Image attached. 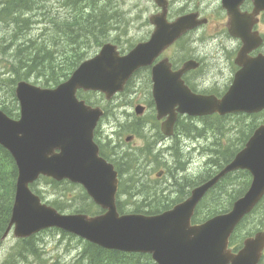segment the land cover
Returning a JSON list of instances; mask_svg holds the SVG:
<instances>
[{
  "label": "water",
  "instance_id": "95a60500",
  "mask_svg": "<svg viewBox=\"0 0 264 264\" xmlns=\"http://www.w3.org/2000/svg\"><path fill=\"white\" fill-rule=\"evenodd\" d=\"M162 11L151 17L155 30L147 43L121 55L117 46L105 44L93 58L84 61L69 80L49 89L20 81L16 98L19 119L0 109V145L13 157L18 176L12 215L3 236L13 231L17 239H28L43 231L58 229L107 250L126 254H149L156 264H257L264 250V232L245 241L237 255L229 249L236 227L264 199V125L218 174L192 191L173 209L155 216L121 215L117 208L119 174L113 164L100 156L94 141L95 130L104 116L101 107H92L78 97L84 92H100L108 101L124 91L133 74L152 65L183 35L207 23L197 15L168 21V0H154ZM258 11L264 9L255 0ZM229 9L228 0L223 2ZM195 61L178 71L165 58L153 67V95L161 129L172 136L179 115L202 117L264 111V60L244 64L236 81L222 98L192 93L182 80L187 71L197 69ZM144 108L136 107L142 115ZM128 141L131 138H127ZM246 170L252 176L248 192L232 210L198 225L192 224L198 204L230 173ZM41 177L81 185L104 213L61 214L43 203L31 185Z\"/></svg>",
  "mask_w": 264,
  "mask_h": 264
},
{
  "label": "trees",
  "instance_id": "16d2710c",
  "mask_svg": "<svg viewBox=\"0 0 264 264\" xmlns=\"http://www.w3.org/2000/svg\"><path fill=\"white\" fill-rule=\"evenodd\" d=\"M54 1H56L59 8L57 18L53 16L52 11V3ZM112 9V0H0V25L12 27L2 37L0 36L1 39L8 42L6 47L11 51L15 60L10 74L12 77L16 76L17 79L12 82L15 84L20 80H25L29 75H36L37 79H42L41 83H43V86L56 87L63 81L68 80L79 65L90 57L89 53L92 47L100 48L110 40V32L114 29L112 22L117 19V13H113ZM27 16L30 17L27 18ZM37 16H40L41 19H38ZM39 24H42L44 28V31L41 30L42 34L37 36L28 35L29 31ZM24 35L28 36L23 39ZM92 94L94 93L86 94V96ZM86 96L79 95L82 99H85ZM85 100L88 104L97 106L92 101ZM0 108L8 116L19 118L17 105L9 108L6 104L0 103ZM222 120H225V118H218L214 122L209 121V124L200 129V136L205 137L206 133L204 130L207 128H210V130L214 128L216 131V126ZM243 120L240 119L238 122L242 123ZM251 122L254 123L249 132H240L244 134V138L240 139L241 146H237L233 142L227 145L224 144V141L222 144L219 141H215V146L204 149L209 153L207 164L210 166L199 180L192 182L193 187L211 177L216 172V169H220L229 163L237 152L244 147L247 140L260 124L256 120H251ZM177 130H182L183 135L194 134L196 132L194 125L188 126L186 123L182 124V120L178 123ZM100 145L102 156L113 162L120 174L121 183L118 210L121 214L126 213L127 208L121 205L120 197L127 194L132 198L139 194L137 189H140L142 186L138 180L133 183L132 191V182L130 180V169L133 167L131 163L132 156L130 153L122 155L112 154L111 157H117V160L114 161L109 156L112 151L108 148V145ZM175 156L179 161L180 153L178 149L175 150ZM17 174V167L12 156L0 146V246L2 236L8 227L12 214ZM127 175L130 177H127L128 179L126 180ZM42 179L52 186L66 184L68 188H79L82 191L81 197L67 199V201H70L67 208L56 202H47L59 212L63 213L64 210L69 209L71 213H84L91 216L102 213L101 209L92 202L81 187L66 181L58 183L50 179ZM250 180L251 176L247 172H238L227 176L201 202L193 222L201 223L217 214L227 212L233 201L244 194L250 184ZM37 184L35 183L31 187L42 197L40 191L37 189ZM187 194L188 192L185 195ZM176 196V202H180L183 199L179 197L182 195L178 192ZM205 207H208L209 210L201 217V212ZM157 209H164V207H158ZM135 211L144 212L139 207L135 208ZM61 233L75 238L72 235ZM36 238L32 237L18 242L17 247L6 258L5 264L12 263L16 258L24 259L28 254L38 257L40 255L39 248L32 243L33 239ZM82 243L83 248L74 264H141L140 259H145V264H154L149 256L140 255L138 258L133 259V255L130 254L105 250L88 242L82 241Z\"/></svg>",
  "mask_w": 264,
  "mask_h": 264
},
{
  "label": "flooded vegetation",
  "instance_id": "af4514ba",
  "mask_svg": "<svg viewBox=\"0 0 264 264\" xmlns=\"http://www.w3.org/2000/svg\"><path fill=\"white\" fill-rule=\"evenodd\" d=\"M177 1L180 8L177 17L197 15L199 20L207 19V23L201 27H197L182 37L174 46L167 49L155 60L152 65L137 70L133 74V81H131L127 91L124 93L126 94L127 92L133 91V100L135 101L133 106L142 105L144 107V114L150 111L152 115V120L146 122L143 120V117L136 114L134 108L133 125L137 128L132 132L133 135L130 136L131 140L129 142L133 141L134 143L139 141L141 145H143L141 153L143 156L149 157L146 163L150 167L153 164L152 160L155 162L162 161L168 164L173 171L172 180H167L166 182L162 179L165 175L164 170L158 173L155 172L154 174V177L158 179V181L163 180L165 182L164 186L166 185V188L163 190L162 201L167 203L163 205V210L177 204L176 200L171 201L175 198L173 196H176L177 192L182 195L179 197L183 199L190 197L192 193V189L194 188L192 182L196 180L186 175L180 178L178 172L184 171L185 165L188 164L185 157L187 154L192 153L191 149L194 147L193 142L195 137L191 134H188V136L186 134L183 135L181 131L177 132V130L172 137H166L163 135V132H161L162 121H158L157 119L153 95V67L164 58H169L172 63L173 71H177L187 61L195 60L199 64L198 69L185 73L183 75V80L194 93L204 96H215L219 99L233 86L237 75L244 69L245 63L249 64L257 59L264 60V9L258 11L255 0H228L230 10L224 8V0ZM175 2L176 0H170L169 2V20L177 18L173 15ZM261 2L264 6V0H261ZM158 12L159 10L156 8V13ZM151 17L152 16L146 18L144 24L139 23L141 24L139 28H137L138 26L134 27V33L136 32L138 35L139 31L143 30V35L133 39V49H135L137 45L147 43L150 40L155 30ZM115 43L118 49L122 51L120 48V41L116 40ZM177 49L182 56L178 59L176 64L174 57L170 56V51L174 50L175 52ZM214 59L217 62L212 63L213 68L208 67V60ZM209 118H218V116L202 117L197 120L207 121ZM196 133L197 132H195V134ZM112 136L113 135H109V147H111ZM126 142H128L127 138ZM178 142L181 143L180 148L182 149L183 160L178 161L175 158L174 151L172 154V160L174 161L171 165V162L164 161L163 157H165V152L168 153L174 150ZM111 148L114 149V147ZM158 151L159 154L154 157L153 153H157ZM150 152L151 154H149ZM130 154L132 156L131 163H133L136 153H134V150H130ZM191 162L192 158L190 157V163ZM136 163L140 165L139 160H137ZM139 181L142 186L140 189H137L139 194L133 196V199L137 200L138 198H142L143 202L136 208L139 207L143 210L142 207H146L149 210L143 211L152 213L153 215L162 213L163 210L156 208L159 206V200L147 196L149 194L145 193L146 191H152L153 188L146 185L144 181ZM131 182L133 191V167L131 171ZM187 192L188 194L185 195ZM244 241L237 244L235 240L232 239L230 242L232 253L238 254L244 247ZM257 264H264V251Z\"/></svg>",
  "mask_w": 264,
  "mask_h": 264
},
{
  "label": "rangeland",
  "instance_id": "374dc122",
  "mask_svg": "<svg viewBox=\"0 0 264 264\" xmlns=\"http://www.w3.org/2000/svg\"><path fill=\"white\" fill-rule=\"evenodd\" d=\"M52 11L53 16L58 17L59 8L57 6L56 1L52 3ZM113 13H117V19L113 20L112 27L114 29L110 33L109 39H119L120 48L122 51L128 52L131 44H133V39L135 37H141L143 35V30L139 31V34L134 33V27L138 26L139 28L141 24L145 23V19L156 13V5L154 0H112ZM180 11L178 6V1L175 2V7L173 9V15L177 16ZM38 19H41L40 16H37ZM36 18V17H35ZM12 27L8 25H0V36L7 33ZM43 25L39 24L33 27L28 35L37 36L41 35L43 30ZM116 29V31H115ZM42 30V31H41ZM28 35H24L23 39H25ZM8 42H5L0 38V103L6 104L9 108L18 106V101L15 96V89L17 86L12 82L16 80L17 77H12L10 74V70L12 65L15 63V60L12 56V53L9 49H7ZM100 48L92 47L90 49V57H93ZM170 56L174 57L176 61L182 56L180 51L177 49L170 51ZM89 57V58H90ZM217 62L214 60H208V67L213 68L212 63ZM33 85L43 87V88H53L43 86L42 79H37L36 75H29L25 80ZM86 94L81 91L79 95L86 96ZM87 100L92 101L97 106H103L106 108L108 115L101 121L99 126V131L102 132L98 134V141L104 146L110 143V137L112 136L111 147H114L113 152L109 155L111 157L114 155H122L126 153H130V150H134L136 153L135 158L133 159V183L138 180H142L149 187L153 188L152 191L145 192L149 195L159 200V206L163 207L167 202H163V189L166 188L164 183L169 180H172V169L168 164L164 162H155L152 160L153 164L150 167L146 161L149 159L148 156H143L141 150L143 145L139 141L126 142V138L128 136H132V128L134 129L136 126L133 125L134 118V100H133V91L126 93L124 95L118 96L113 102L110 104L106 102L105 97L102 94L94 93L92 95H87ZM16 102V103H14ZM18 112V111H17ZM143 120L148 122L152 120L151 112L145 113L143 116ZM241 118L222 120L218 126H216V131L210 128L204 130L206 133L205 137L200 138L199 140H194L191 151L186 155L185 159L188 161V164L185 165L184 171H179V177L182 178L184 175L191 176L192 179L199 180L202 174L209 168L210 165L207 164L209 153L204 149L212 148L215 141H219L221 144L224 141V144H229L233 142L237 146H241V140L244 138V134L240 132H249L252 124L251 120L256 119H244L242 123L238 121ZM217 120V119H215ZM214 120V121H215ZM213 121V122H214ZM257 121V120H256ZM197 124H200L199 121H195ZM260 123V122H259ZM186 125L192 126L191 122H187ZM214 127V125H213ZM183 132L182 130H178ZM221 132V133H217ZM201 134V132H198ZM195 143V145H194ZM178 147V145H177ZM220 147V146H219ZM134 148V149H133ZM174 151L165 152V157H163L164 161L171 162L172 154ZM180 153V160L182 158V149H178ZM159 154V151L156 153ZM190 157L192 158V162L190 163ZM176 158V156H175ZM114 161L117 160L116 156L111 157ZM177 159V158H176ZM140 161V165H137L136 161ZM165 171L164 177L162 179L165 181H158L154 177L155 172ZM132 169H130L131 173ZM130 177L129 175L126 176ZM131 180V178H130ZM37 189L40 191V194L43 197V200L48 203L56 202L59 205H64V208L69 207L70 201L67 199H77L81 197L82 191L79 188H68V185L63 184L59 186H52L46 183V181L40 180L37 184ZM157 189V190H154ZM73 196V197H72ZM71 197V198H70ZM173 200H177L176 196ZM121 205H124L127 208V212H132L135 208L143 202L142 198H138L134 200L130 198L127 194L120 197ZM170 201V202H171ZM88 202V201H87ZM143 210H149L146 207H142ZM209 210L208 207H205L201 212V217L205 215V213ZM62 213V212H61ZM65 214H71L69 209L63 211ZM264 231V202L260 205V207L255 211L254 215L245 220V222L239 228L234 240L235 243L240 244L244 241V239L250 235H254L256 232ZM18 242H20L12 233H10L9 237L3 241L2 246H0V264H5L6 258L9 257L10 253L17 247ZM33 245L39 248L40 255L37 257L35 255L28 254L26 258H16L10 264H74L77 258L78 253L83 248L82 240L75 239L70 236H65L59 231H45L37 235L36 239L32 241ZM141 264H145V259H140Z\"/></svg>",
  "mask_w": 264,
  "mask_h": 264
},
{
  "label": "bare ground",
  "instance_id": "6f19581e",
  "mask_svg": "<svg viewBox=\"0 0 264 264\" xmlns=\"http://www.w3.org/2000/svg\"><path fill=\"white\" fill-rule=\"evenodd\" d=\"M28 17H30V16H27V18H28ZM25 18H26V17H25ZM39 23H40V22H39ZM32 24H33V23H32ZM33 25H34V24H33ZM33 25H32V26H33ZM36 26H37V25H36ZM178 149H179V151H180L181 148H178ZM132 164H133V163H132ZM1 246H2V243H1Z\"/></svg>",
  "mask_w": 264,
  "mask_h": 264
}]
</instances>
